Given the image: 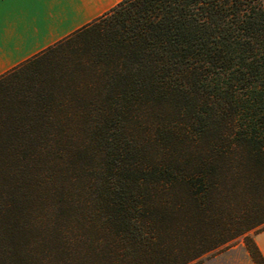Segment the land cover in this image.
I'll return each mask as SVG.
<instances>
[{
    "label": "trees",
    "instance_id": "1",
    "mask_svg": "<svg viewBox=\"0 0 264 264\" xmlns=\"http://www.w3.org/2000/svg\"><path fill=\"white\" fill-rule=\"evenodd\" d=\"M263 230L264 0H121L0 75V264H264Z\"/></svg>",
    "mask_w": 264,
    "mask_h": 264
},
{
    "label": "crops",
    "instance_id": "2",
    "mask_svg": "<svg viewBox=\"0 0 264 264\" xmlns=\"http://www.w3.org/2000/svg\"><path fill=\"white\" fill-rule=\"evenodd\" d=\"M121 0H38L5 6L0 23V75L66 38ZM255 244L264 258V230Z\"/></svg>",
    "mask_w": 264,
    "mask_h": 264
},
{
    "label": "rangeland",
    "instance_id": "3",
    "mask_svg": "<svg viewBox=\"0 0 264 264\" xmlns=\"http://www.w3.org/2000/svg\"><path fill=\"white\" fill-rule=\"evenodd\" d=\"M61 52L62 51L60 50V48H57V50H55L52 54L43 57L40 60H37L36 63L31 65L30 62V64H28L29 67H27V69H21L14 72L15 74L12 75V78L8 80L7 84L11 81H13L14 83H20V81H22L26 77V74H30L32 76L36 72H44L48 70L50 67L54 66L55 64H58L64 54H66L65 52ZM32 67H35V70L32 69ZM12 84L10 83L9 87H11ZM249 234L255 242V238L258 233L250 232ZM190 264H254V262L251 260L247 251L245 250L243 238L239 237L226 244L225 246H222L217 250H214L201 256L198 260Z\"/></svg>",
    "mask_w": 264,
    "mask_h": 264
},
{
    "label": "snow or ice",
    "instance_id": "4",
    "mask_svg": "<svg viewBox=\"0 0 264 264\" xmlns=\"http://www.w3.org/2000/svg\"><path fill=\"white\" fill-rule=\"evenodd\" d=\"M38 2V0H0V23H2L5 6H26Z\"/></svg>",
    "mask_w": 264,
    "mask_h": 264
}]
</instances>
